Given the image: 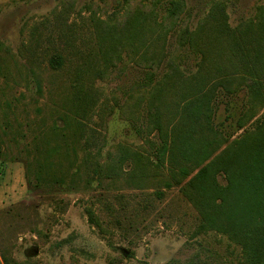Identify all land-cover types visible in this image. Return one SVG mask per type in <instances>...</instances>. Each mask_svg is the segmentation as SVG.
I'll use <instances>...</instances> for the list:
<instances>
[{"label": "rangeland", "instance_id": "374dc122", "mask_svg": "<svg viewBox=\"0 0 264 264\" xmlns=\"http://www.w3.org/2000/svg\"><path fill=\"white\" fill-rule=\"evenodd\" d=\"M218 1L230 27L264 7V0H185L171 20L163 14L169 0H162L148 21L155 29L134 35L119 24L137 0H0V253L10 264H243L241 247L227 235L201 230L197 211L179 187L165 186L167 162L149 165L144 177L130 159L120 158L125 149L143 152L146 139L158 142L157 132L149 134L146 127L147 103L165 73L191 77L201 50L215 58L203 64L212 79L225 73L240 78L243 66L252 65L239 56L229 60L215 40L218 48L203 46L212 36L208 30L200 32L203 45L188 42L184 30L197 29ZM165 22L168 29H159ZM258 43L264 48V37ZM56 53L62 62L53 68ZM256 76L264 81V75ZM175 81H165L168 89ZM79 83L93 102L81 135L67 104L77 100ZM239 85L228 97L220 87L214 101L217 119L224 117V107L232 115L223 125L231 139L252 129L264 111L258 107L238 128L236 120L249 106L247 87ZM178 97L173 90L166 93L169 109ZM85 152L91 160L99 157L100 175L81 167ZM113 161L115 168L108 169ZM38 166L43 178L53 174L57 180L35 185ZM86 208L96 221L88 219Z\"/></svg>", "mask_w": 264, "mask_h": 264}, {"label": "trees", "instance_id": "16d2710c", "mask_svg": "<svg viewBox=\"0 0 264 264\" xmlns=\"http://www.w3.org/2000/svg\"><path fill=\"white\" fill-rule=\"evenodd\" d=\"M127 1L129 0H122L123 3ZM137 1V8L133 7L129 10L127 14L130 15L119 24L124 33L132 31L136 35L143 30L152 32L155 29L153 28L155 24L151 26L148 21L152 17L151 14H158L156 6L162 0ZM140 1L150 2V5L141 4ZM69 5L67 3L65 8ZM184 7L185 0H169L163 14H167V17L173 20ZM208 13L193 32L184 30L189 35L188 42L193 46L202 44L200 32L208 30L212 36L207 37V42H204L203 46L207 48L212 44L215 48L217 46L213 43L215 40L218 47L222 45L220 53H223L224 49L228 50L229 60L232 61V56H239L241 62L251 59L252 65L248 66L244 63L246 65L243 69L246 70V74L240 78L229 77L230 75L225 73L212 79L213 76L206 71L203 64L206 61H215V58L209 59L201 50L199 68L191 77L182 78L169 71L165 73L159 83L150 90L147 103L146 127L149 134L157 132L158 142L146 139L147 149L145 148L143 152H130L125 149L120 158L124 161L130 159L133 163V171L143 172L144 177L149 165L158 167L167 162L169 176L165 186L179 187L183 196L199 215V228L227 235L232 242L241 247L243 264H264V111L255 118L252 129L245 130L239 138L231 139L225 134L223 125L231 120L232 115L228 107H224L226 112L224 117L221 120L217 119L220 115L216 110L218 104L214 102L220 87L223 90V97H228L237 92L241 87L239 84L244 82L249 106L248 110L240 114L236 120L239 129L244 128L249 117H254L255 109L264 107V81H260L256 76L264 75V48L263 43H258V40L264 37V7L259 8L253 19L243 21L236 27L229 26L222 1L215 2ZM158 26L164 31L168 29L166 22L159 23ZM218 40L222 42L219 43ZM145 46L144 44L143 47ZM144 57L146 60L149 59V56ZM61 62L60 54L56 53L51 57L50 63L53 68L59 66ZM150 63L156 68V62ZM231 63L234 64L235 70L241 69L239 64ZM221 69L222 67H217L218 73L224 72ZM153 73L154 70L148 73L147 77ZM171 77L176 81L174 85L171 83V88L168 89V81L166 83L165 81ZM75 88L79 96L76 101L68 100L67 104L71 107L70 112L73 113V119L81 135L83 118L93 102L81 83ZM171 90L179 94L175 108L172 110L165 102L166 93ZM162 96L164 98L161 103ZM66 121L67 119L64 118V122ZM57 149L56 146L44 152H55ZM65 152L69 158L70 152L66 146ZM101 152L99 148L97 155H101ZM72 161L69 159L68 164ZM80 164L86 172L91 169L98 175L104 168L99 157L91 160L86 152L81 157ZM39 167L35 175V185L40 180L48 183L57 180L53 174L52 178L46 176L43 178ZM114 168L113 161L108 169ZM219 175L224 179L222 182L218 179ZM132 176L134 177V173L131 174V178ZM70 179L73 185L74 179ZM58 180L63 183L62 177ZM86 213L90 221H96L91 209L86 208ZM0 258V264H10L11 260L5 255L0 253Z\"/></svg>", "mask_w": 264, "mask_h": 264}, {"label": "crops", "instance_id": "0c3cea01", "mask_svg": "<svg viewBox=\"0 0 264 264\" xmlns=\"http://www.w3.org/2000/svg\"><path fill=\"white\" fill-rule=\"evenodd\" d=\"M0 260H1V258H0Z\"/></svg>", "mask_w": 264, "mask_h": 264}]
</instances>
